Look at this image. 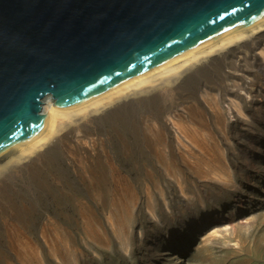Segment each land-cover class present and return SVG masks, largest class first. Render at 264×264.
Segmentation results:
<instances>
[{"label": "bare ground", "instance_id": "1", "mask_svg": "<svg viewBox=\"0 0 264 264\" xmlns=\"http://www.w3.org/2000/svg\"><path fill=\"white\" fill-rule=\"evenodd\" d=\"M263 100L264 19L174 66L66 108L44 98L42 114L50 117L45 132L0 159V264H44L45 254L55 264H88L75 234L87 236L79 239L84 247L108 249L117 239L131 258L133 231L144 228L136 219L141 209L152 222L175 219L153 236L156 248L164 237L181 243L191 235L185 231L197 220L193 216L222 201L215 194L205 205L206 195H192L187 177L180 171L175 177V168L233 190L222 155L234 145L233 136L246 141L244 132L264 135L258 124L264 122ZM114 145L128 160L141 157L134 166L139 186L114 163ZM70 176L83 188H66ZM213 188L201 186L208 193ZM55 194L73 203L72 211L62 216L66 205L59 203L54 217L48 208L34 215L37 200ZM191 200L201 202L199 212L185 209L194 207ZM221 227L211 229L203 245L231 242Z\"/></svg>", "mask_w": 264, "mask_h": 264}, {"label": "water", "instance_id": "2", "mask_svg": "<svg viewBox=\"0 0 264 264\" xmlns=\"http://www.w3.org/2000/svg\"><path fill=\"white\" fill-rule=\"evenodd\" d=\"M264 19V0H0V159L58 108L174 66Z\"/></svg>", "mask_w": 264, "mask_h": 264}, {"label": "rangeland", "instance_id": "3", "mask_svg": "<svg viewBox=\"0 0 264 264\" xmlns=\"http://www.w3.org/2000/svg\"><path fill=\"white\" fill-rule=\"evenodd\" d=\"M254 121L259 122L260 120L255 118ZM258 124L264 128V122ZM244 133L250 139L243 141L238 140L236 136L234 139L233 136L234 140L232 139V141L234 145H230L222 155L226 157L232 172L231 182L234 185L233 190L225 188L228 191L226 192L224 187H220L219 185L221 184L217 182L203 179L205 180L204 182L203 180L196 179L195 175L185 172L182 166L175 168V177H179L181 173L184 174V177H187L186 183L189 184V187L192 185V195L200 199L206 195V198L201 201L205 205L211 201L214 202L217 196L218 200L222 201L221 205L212 208V211L199 212V209H202L200 207L201 202L191 200L194 201V207L188 206L185 209L189 210L191 208L190 210L195 212L198 210L199 212L193 216V218L198 217L191 227L193 230H190V228L188 231H185H192L191 235L185 236L179 244L174 242L175 239L170 240V237H164V240L161 241L162 246L156 248L157 243H154V240H152L153 236L157 237L161 231L163 232L166 229L164 227L166 224L163 223L166 219L162 222L148 220L150 217L141 209L143 206L140 205L139 209L142 210V214L137 216L136 219L137 222H141L140 224L144 228L140 227L142 230L133 231L135 233L132 248L135 247V252H133L131 258L129 257V253H125L121 249L117 239H111L108 249L94 245L84 247L81 246L84 244L83 241L81 244L79 239L87 236L75 234L78 248L82 251L85 262L88 260V264H264V135L261 136L259 134L258 137H255L254 135L260 132L254 135H251L249 132ZM117 151L118 146L115 145L110 149V154L116 157V159L112 157L113 160H116L114 163L117 162L119 168L130 176L131 181L136 186H139L142 183L140 180L141 172L139 174L138 169H134V166L138 163L140 164L141 157L138 155L132 160H128L118 154ZM141 156L144 155L142 154ZM130 168L132 169L129 170ZM167 181H169L168 178ZM76 182L75 178L70 176V180L67 181L70 187L66 188H83V186H80ZM208 183H216L218 185ZM201 186L214 187L213 190L209 191L210 196L208 192L202 191ZM163 189H165V184H163ZM170 194L172 193L170 192ZM167 196L170 197L169 195ZM56 197L55 194L48 196L45 200H37L34 204L37 209L34 215L37 214L38 210L43 212L44 209L48 208L49 215L54 217L52 214L60 208L58 207L61 206L60 204L66 205V209L64 207H62L63 209L61 208L63 210L60 212L62 216L72 211L73 203L62 202L61 200H57ZM208 197L210 198L208 199ZM66 200H68V197ZM161 209L164 210L163 208ZM174 211L179 212V209L176 207ZM162 212L164 213V211ZM166 218V223H168L169 218L172 219L170 222L175 220L171 217ZM183 221L181 220L178 223L181 224ZM148 222H150L151 226ZM221 225H226L229 233H231V242L221 240L219 242L216 241L217 244L203 245L202 241L205 240V235L211 229H223ZM158 228L160 229L157 230ZM177 235L173 234L172 236ZM178 236L183 237L181 235ZM170 241L171 243H175L174 247L168 246L171 244ZM62 256L60 259H62ZM41 258L45 261L44 264H55L51 261L50 257H47V254L42 255Z\"/></svg>", "mask_w": 264, "mask_h": 264}]
</instances>
